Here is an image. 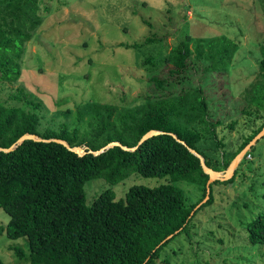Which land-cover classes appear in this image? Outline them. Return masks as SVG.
Segmentation results:
<instances>
[{
	"label": "trees",
	"instance_id": "16d2710c",
	"mask_svg": "<svg viewBox=\"0 0 264 264\" xmlns=\"http://www.w3.org/2000/svg\"><path fill=\"white\" fill-rule=\"evenodd\" d=\"M41 1L0 0V147L9 149L22 136L31 134L64 140L87 151H98L112 142L138 148L126 151L115 146L99 155L80 156L54 141L26 140L10 152L0 151V208L10 218L0 233L14 240L28 239L30 255L20 248L15 252L29 264H169V259H164L167 247L183 235L192 238L195 219L214 203L216 185H231L239 174L237 168L231 180L211 184L209 199L197 208L208 196L209 175L188 147L200 153L210 168L225 172L262 131L264 123L245 137L236 151L224 152L223 160L213 163L202 148L205 131L216 128L209 120L204 90L195 86L166 94L164 85L190 81L188 73L198 64H206L205 73L228 71L237 44L225 37L188 36L165 59L168 76L153 78L157 91L142 103L120 106L90 101L77 113L79 125H64L59 131L47 128L41 133L37 112L41 104L30 100L23 87L12 88L21 82L27 45L37 37L45 20ZM259 1L264 5V0ZM261 57L256 82L246 95L255 110H244L254 116L251 123L262 118L264 111V42ZM152 59L146 63L154 64ZM151 130L165 133L140 144ZM220 144L226 147L222 141ZM254 147L245 158L253 155ZM133 175L168 181L156 187L133 185L119 200L108 188L88 203L87 182L103 179L115 186ZM181 182L202 191L198 202L187 204L177 185ZM245 229L252 245H264V211ZM0 264L6 263L0 258Z\"/></svg>",
	"mask_w": 264,
	"mask_h": 264
},
{
	"label": "rangeland",
	"instance_id": "374dc122",
	"mask_svg": "<svg viewBox=\"0 0 264 264\" xmlns=\"http://www.w3.org/2000/svg\"><path fill=\"white\" fill-rule=\"evenodd\" d=\"M40 8L45 20L27 45L21 82L12 88L23 87L30 100L41 104L37 110L41 133L79 125L77 113L90 101L120 106L142 103L157 91L153 78L168 76L165 59L188 36L225 37L237 44L228 71L205 73L206 64H198L188 73L190 81L164 85L166 94L195 86L204 90L209 120L216 127L214 134H203L202 148L211 162L222 161L224 152L236 151L264 123V111L254 123V116L244 112L255 111L246 95L256 82L262 59L264 5L259 0H42ZM148 39L154 42L147 43ZM149 58L154 64L146 63ZM238 170L233 184L216 185L214 203L195 219L192 238L180 236L167 247L164 259L169 264H264V245H252L245 229L264 211V138ZM167 181L133 175L115 186L103 179L91 180L85 190L90 204L108 188L119 200L133 185L156 187ZM177 185L187 204L202 197L192 184ZM9 221L0 208V229ZM15 248L30 255L27 238L14 240L0 233L2 261L29 264Z\"/></svg>",
	"mask_w": 264,
	"mask_h": 264
},
{
	"label": "water",
	"instance_id": "95a60500",
	"mask_svg": "<svg viewBox=\"0 0 264 264\" xmlns=\"http://www.w3.org/2000/svg\"><path fill=\"white\" fill-rule=\"evenodd\" d=\"M165 132H161V131H158V130H151L149 131L146 135H144V137L142 138L140 144H142L143 142H145L146 140H148L149 138H152L154 136H157V135H161V134H164ZM171 135L176 138L179 142L183 143L184 145L187 146V144L180 140L175 134H172ZM264 138V128L262 129V131L257 135L255 136V138H253V140L234 158V160L232 161L230 167L228 168V170H226L224 173L223 172H219V171H215L213 170L212 168H210L207 164H206V161H205V158L200 154L198 153L196 150L188 147L189 151L193 154H195L199 159H200V162H201V166L203 168V171L209 175V181H208V184H207V194L208 196L206 197V199L197 207L199 208L203 203H205L208 199H209V195L211 193V189H210V186L211 184L217 182V181H220V182H226V181H229L231 180L234 175H235V171L236 169L239 167L240 163L242 162V160L246 157V155L250 152V150L260 141ZM26 140H35V141H47V142H51V141H54L56 143H59V144H62L63 146H65L67 149H69L70 151L74 152V153H77L79 154L80 156H83L84 154L86 153H91V154H94V155H99L101 153H103L106 149H109V148H112V147H115V146H119L121 147L122 149L126 150V151H135L137 147H134V148H129L127 146H124L123 144H121L120 142H112L110 144H108L105 148H102L98 151H93V150H89L87 151V148L85 147H72L70 146L66 141L64 140H60V139H52V140H45V139H41L35 135H31V134H25L24 136H22L18 142L13 145L11 148L9 149H3L0 147V151H4V152H10L12 151L16 145H19V144H22L24 141ZM196 208V209H197ZM172 236H170L169 238H171ZM165 242V241H164Z\"/></svg>",
	"mask_w": 264,
	"mask_h": 264
}]
</instances>
